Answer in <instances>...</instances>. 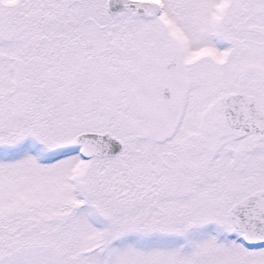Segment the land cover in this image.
<instances>
[{"label": "snow or ice", "instance_id": "snow-or-ice-1", "mask_svg": "<svg viewBox=\"0 0 264 264\" xmlns=\"http://www.w3.org/2000/svg\"><path fill=\"white\" fill-rule=\"evenodd\" d=\"M0 264H264V0H0Z\"/></svg>", "mask_w": 264, "mask_h": 264}]
</instances>
